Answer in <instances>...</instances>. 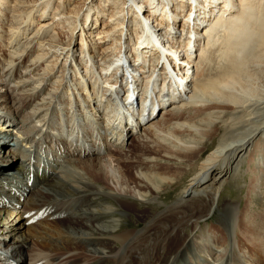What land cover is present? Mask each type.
<instances>
[{"label": "bare ground", "instance_id": "bare-ground-1", "mask_svg": "<svg viewBox=\"0 0 264 264\" xmlns=\"http://www.w3.org/2000/svg\"><path fill=\"white\" fill-rule=\"evenodd\" d=\"M56 1L48 17L52 0H0V126H8L21 134V139L15 138L13 144L7 141L6 134H0V159H3L0 160V178H3L0 179V253L4 252L0 254V264H8L9 255L13 256L14 264L35 262L32 255L27 256L29 245L40 240L45 231L50 232V222H56L55 219L71 208L67 217L75 221V226L79 225H72V231L60 230L59 241L78 238L75 240L78 245L84 243L85 246L99 237H113V242L119 244L118 257L124 260L138 257L140 263L145 264L144 259L149 258L146 256H154L152 250L164 244L163 241L151 244L148 253L142 252L139 246V241L150 236L157 226L159 216H150L143 229L121 235L115 232L112 221L100 222L112 216L111 209L89 211L88 202L96 197L103 200L113 197L126 207H134L135 201H139L138 207L151 213V209L159 206L154 198H148L149 191L142 193L141 190L151 186L157 192V185L140 170L134 171L132 179L124 173L116 176L107 159L111 156L116 164L129 162L130 147H142L150 140L148 135L182 146L176 131L201 133L203 119L192 123L189 120L213 113L226 115L228 112L230 119L241 116L239 119L244 118V121L240 127L244 129L234 141L222 142L210 151L205 160L210 167L228 173L238 167L253 146L258 150L255 145L258 140L263 141L264 147V0H93L83 13L77 10L73 0ZM60 32L66 33L63 36ZM38 36L33 49L26 45L25 40ZM62 36L67 41H63ZM21 45L26 47L20 58ZM3 48L7 50L5 53H1ZM33 50L37 52L35 57ZM213 55L226 63L218 64L222 71L218 70L221 73L216 76L210 74L211 69L205 64ZM30 57L33 60L27 62ZM46 58L51 59L46 68L51 67L53 72L59 70L53 85L67 94L63 100L55 89L44 97L41 93L45 88L33 86L48 78L47 75L39 77L37 72ZM123 71L128 78L120 76ZM11 82L13 85L9 84ZM168 82L171 85L164 92ZM179 83L186 84L185 97L181 99L177 98L174 87ZM138 90L141 94L136 100ZM120 91H125L120 100L127 101L128 114L137 119L134 127L128 126L126 113L122 115L123 127L116 124L122 125L123 109L120 101L114 102V95L119 96ZM164 94H170L169 98L173 99L164 100ZM126 96H130L131 103ZM28 102H33L34 106L22 118L18 117ZM225 106L232 109L227 110ZM159 108L162 110L158 117L152 116ZM90 110H94V115L89 114ZM171 113H183L184 117L171 121ZM36 122L41 124L36 126ZM108 147L112 148L106 156H96L105 153ZM65 157H72L75 171L67 172L66 167L62 168L61 160ZM15 158L16 161H11ZM262 158L258 156L257 163L263 162ZM151 160L148 162L154 159ZM36 169H41L40 175ZM204 170L194 180L201 177ZM58 174L61 181L56 183L58 177L50 181V176ZM30 190L27 202H20ZM75 191L88 192V195L74 198L71 193ZM67 197L69 200L63 202ZM42 198L46 200L41 201ZM192 200L204 202L199 203V211L207 204L191 190L183 195L182 201L164 209V220L176 213L180 205ZM213 206L208 209L209 215ZM233 214L239 219L235 211ZM204 218L199 214L192 222L198 226ZM176 229L174 225H163L158 234L174 237ZM226 231L223 243L209 237H190L188 245L182 244L166 264H176L179 255L190 250L197 252L193 255L190 251L191 264H211L209 258L219 262L217 264H264L261 251L238 244L237 234L231 237ZM248 232L253 235L252 240H261L256 230ZM234 243L241 250H232ZM114 254H105L104 258L112 261Z\"/></svg>", "mask_w": 264, "mask_h": 264}, {"label": "rangeland", "instance_id": "rangeland-1", "mask_svg": "<svg viewBox=\"0 0 264 264\" xmlns=\"http://www.w3.org/2000/svg\"><path fill=\"white\" fill-rule=\"evenodd\" d=\"M92 1L93 0H77V1L73 0V4L77 6V10H81V13H83L87 9V7H89L92 3H94ZM57 3L58 2L56 0H52L53 6L52 9L49 10V12H47L48 17L53 13V9L56 7ZM35 16H36L35 18H37L38 14L36 13ZM39 22L42 21L39 20ZM29 33L30 32H27L28 36H30ZM60 33H62L64 36L66 32H60ZM63 36L61 37L62 40L67 41L64 39ZM30 37H32V35ZM38 40H39V36L36 38L35 37L30 38L29 40H25V41H27L26 45L33 49L36 46ZM26 45H21L20 48L18 49L20 58L24 53V52L22 53L23 47H26ZM5 51H7L6 48H3L1 53H5ZM33 51L35 52L33 55L35 57L37 52L35 50ZM216 56L217 55H213L212 57L211 56L209 57L210 59L209 63L211 62L210 64L207 63L208 61L205 62L206 68L208 69V66L210 67L211 70L209 72L212 76H216L217 74L221 73L222 69L221 67H219V65L224 66L226 64L225 62L220 61L221 59L219 57L218 59ZM32 57H30V59H28L27 62L33 60ZM213 58L215 61L213 60ZM47 60L48 58H46L44 64L42 62V64L38 66L37 72H39L38 73L39 77H44L47 75L48 78L42 82H39V84H36V82L35 84H33V86L35 87L40 86V88L41 87L45 88L44 92L41 93L42 96H44L52 89L57 90L56 89L57 86L55 84L53 85V82L55 81V79H57L59 70L56 69L55 72H53V69L51 67L46 68L45 65L49 64L48 62L51 59H49L48 61ZM172 61H176V60L173 59ZM197 61L198 59L196 60V62ZM214 66H217L218 69L217 67ZM48 73H52V75ZM120 76H124L125 78H128V76L125 75L124 71L120 74ZM160 81L161 80H159V82ZM173 81H176V78H174ZM178 81L179 80H177V82ZM9 84L13 85V82ZM160 84H162V82H160ZM169 85H171V83L169 84L168 82V88H165L164 92L168 91L167 89H169ZM175 90L177 92L176 87ZM57 91L60 100H63L67 97V94H65L64 91L63 92H61V90H57ZM121 91H120V96L123 97V95H125V91L123 92ZM140 94L141 91L139 90L136 91V95L138 96L136 100L139 99ZM169 96L170 94L168 95L164 94L163 96L164 100L173 99L171 97L169 98ZM177 98L180 99L179 96H177ZM166 102L167 105L170 104L168 103V101ZM220 102L221 103L219 106L222 107L223 106L222 101ZM33 106H34L33 102L32 103L28 102L27 106L22 110V112L18 115V117L22 118V116H24L29 110H31ZM225 107L227 110L232 109L231 106H225ZM160 110L162 109L160 108L155 109L152 112V116L158 117L157 115L160 112ZM174 113H171V115L173 116L171 121L173 120L175 121V119L178 118L183 119L184 117L183 113L180 115L178 113L176 114ZM89 114L94 115V110H90ZM240 117L241 116H238V118L230 119L228 112L226 113V115H220L217 113H213L209 117H206L204 115L197 119L189 120V122L192 123V122H199L200 119H203V121L201 122L203 126V130L201 133L190 132V131H176V133L180 134L179 137L182 139L183 147L180 146L179 144L174 146L171 141H160V139L158 140L157 138L155 140L154 136L148 135L150 137V140L144 143L146 147H144V145L142 147L140 145H132L130 147V151H131L130 154L132 155L131 156L129 155V157L131 158L129 162H126L125 164L123 163L116 164V162L111 156L108 157L107 160H109L108 162L110 163L109 167L113 171V173H115L116 176H121L124 173L128 178L132 179L134 177L133 176L134 171L140 170L142 173H145L149 178L151 177L153 184L157 185L156 186L157 192H154V190L151 189V186L144 187L141 190V192L143 193L149 191L150 193L148 194V198L150 199L154 198V201L158 204L159 207L157 209H151V213H149L148 209L146 212L144 211V207L141 206L140 208L138 207V204L141 203L139 201H135L136 205H133L134 207L131 206L126 207L123 204H121V202L120 203L116 202V199L113 197L112 198L109 197L106 200L98 199L99 197H96L97 199L95 200L93 199V201L90 200L88 202L90 209L89 211L91 210L97 211L99 209L102 210L111 209V211L113 212L112 216L104 220L101 219L102 221L100 222L112 221L111 224L115 226L114 227L115 232L117 234L121 233V235L129 230H132L133 232L139 231L144 228L146 222L150 219V216L152 217L159 216L160 219L157 221V226L153 227V231L151 232L150 236H146L145 239L139 241V246L142 252L144 251L147 252V250H149L148 248H150V245L153 243L157 244L158 242L163 241L164 244H159L152 250L154 256L151 257L149 254L148 256H146L149 258L144 259L145 264H166L171 258H173L176 255V253L179 250V247L182 244L188 245V241H189L188 239L190 237H194V238L197 237L196 239H198L201 236L209 237L210 240H218V242L223 243L225 241V232H224L225 230H227L226 232L231 237H232L231 234L233 235L237 234V238L239 241V242L237 241L238 244L240 245L247 244L249 247L261 251V253L263 254L261 255V258H263L264 257V158H262L263 162L257 163L258 156H260V158L264 157V147L262 145L263 141L258 140L255 144L258 147V150L257 149L255 150L256 147L253 146V148H251L249 151H247L244 154V157L241 160L240 164L238 163V167L236 169L229 170L228 173H226L225 170L224 171L221 170L220 168L210 167L207 163H205V160L207 159L210 151H212L214 148L216 149V147H218L219 144H221L222 142L227 143L230 141H234L239 136L238 134L243 132L244 127L242 129V127L240 126L241 123L244 121L243 120L244 118L239 119ZM38 124L40 125L41 123L36 122L34 125L39 126ZM45 130L46 129H44V131ZM0 134L1 135L6 134L9 138L6 139L11 144L15 142V138L21 139L20 136L21 134L18 133V135H16V130L14 129H12V131L11 129L8 130L4 129V131L0 132ZM189 136L190 137L193 136V137L189 138ZM155 141H157L159 145ZM184 144L185 145L189 144V145L185 146ZM111 148L112 147L106 148L104 151L105 153L96 156H101V157L104 155L106 156L108 150H110ZM43 156H44L43 160H45L46 156L45 155ZM71 158L72 157H65L61 160L62 168L64 169L66 167L68 170L67 172H69L70 169L72 172L76 167V166L75 167L72 166L73 161ZM143 158H148L149 159L148 161H150L151 159L154 160L152 163H150L148 161H142ZM0 160L3 159L1 158ZM11 161H16V158ZM208 167H210V169ZM202 169H206L204 170L203 175L198 179L194 180V177H196V175L199 174V172ZM36 171L38 172L37 173L38 175L41 174V169L38 170L36 169ZM56 177H58L56 183L58 181H61V179H59L61 178L59 174L50 176V181L51 179L55 180ZM0 179L2 180L3 178ZM28 183L31 184L30 181H28ZM40 185H43V183H41ZM94 189L97 190V187ZM102 189L103 188H101V190ZM191 190L196 192L198 198H201L207 203L205 206L202 205L203 207L202 206L200 207L201 209L202 208L204 209L203 210L200 209L201 211H199L198 209L200 204H204L203 201L202 203H200L198 200H192L186 204L180 205L178 207V210H176V213H171V216L166 217L167 219L164 220L163 218L164 209L167 208L168 206H172L174 203H177V201H182L183 195H187L188 192H190ZM92 191L90 193H92ZM31 192L32 190L26 193L24 198L21 197L20 202H25V201L27 202V200L31 195ZM71 194L73 195L74 198L75 197L81 198L82 195L83 196L88 195V192L75 191L74 193ZM12 195L13 194L11 193L10 198L13 197ZM68 198L69 197H67V199L63 198V202L69 200ZM213 199H215V203H212ZM42 200L44 201L46 199L42 198L41 201ZM85 201L87 203L88 200ZM34 203L40 204L39 202L38 203L34 202ZM66 204L68 205L69 203ZM212 204H214V206L209 215V213L207 212ZM79 206L81 207V205ZM20 209L22 210V208ZM58 209L60 210L61 206H59ZM58 209L55 208L56 211H58ZM72 209L73 208H71L69 212ZM138 209H141V211ZM233 211H235L236 215L239 216V219L236 218L234 214L231 215ZM69 212H63L64 215L62 217L55 219L56 222H50L52 226H49V228L52 230L50 232L45 231L44 236L41 237L43 239L40 238V240L34 241V244L32 243L29 245L30 252L29 255L27 256L32 255L34 259H36L37 261V262L31 261L30 264H35V263L36 264H53V263L54 264H61V263L62 264H142L140 263L141 258L138 257H130V259L128 260H124L118 257L116 250L119 247V244H115L113 242L114 241L113 237L111 238L106 236L99 237V239H95L93 243L85 244V246L84 243H80V245H78V241H75L78 238L75 240L61 239L59 241L58 236L60 230L72 231L70 228L72 225L74 227L79 225L77 223V225L75 226L74 225L75 221L67 217L68 216L67 214ZM25 213L28 212L26 211ZM199 214L203 215V217H205L204 218L205 220L203 222L200 221L199 223H197L199 225L196 226V222L194 223L192 221H194L196 219V216H198ZM188 220H190L189 223H186V221ZM21 222H24V220H22ZM180 222L182 224L178 226ZM163 225H168V226L174 225L175 229L177 228L176 231L174 232L175 233L174 237L158 234L160 232L159 230H161V226ZM250 229L252 230L254 229L259 233V235L261 236L260 241L252 240L253 235H250V233L248 232ZM231 230H233V232ZM61 243L65 244V246L62 245ZM137 248L138 247H132V249L134 250ZM236 248L237 246L234 243L232 245V250H241L240 248L237 249ZM134 250H132L131 252H133ZM190 251L187 252L186 254L182 253L183 255L180 254L179 261L176 262V264H179V262L180 264H191L190 259L192 257V254ZM74 253L76 254V256L74 255ZM111 253L114 254L115 257L112 259V261L106 260L104 258V255ZM192 253H194L193 255L197 254V252L195 253V251H192ZM160 260H162V263H160ZM209 262L211 264L219 263V262L216 263V261L213 262L211 258H209Z\"/></svg>", "mask_w": 264, "mask_h": 264}]
</instances>
